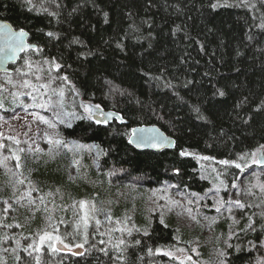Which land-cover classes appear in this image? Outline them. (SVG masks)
Wrapping results in <instances>:
<instances>
[{
    "label": "trees",
    "instance_id": "trees-1",
    "mask_svg": "<svg viewBox=\"0 0 264 264\" xmlns=\"http://www.w3.org/2000/svg\"><path fill=\"white\" fill-rule=\"evenodd\" d=\"M0 17L38 44L0 72V108L25 106L6 77L63 93L60 144L31 152L12 139L0 144L2 264H188L169 253L191 252L193 240L199 264H211L201 232L145 211L142 197L169 187L201 198L213 171L228 187L253 165L250 192L264 197V165L252 160L264 153V0H0ZM41 99L48 106L26 105L48 112L56 100L44 92ZM83 100L125 121L96 123ZM137 123L158 124L176 146L134 148L127 137ZM241 205L231 203L234 217L217 221L228 232L223 261L262 264L264 205ZM44 231L83 244L82 255L53 251L40 240Z\"/></svg>",
    "mask_w": 264,
    "mask_h": 264
},
{
    "label": "rangeland",
    "instance_id": "rangeland-1",
    "mask_svg": "<svg viewBox=\"0 0 264 264\" xmlns=\"http://www.w3.org/2000/svg\"><path fill=\"white\" fill-rule=\"evenodd\" d=\"M6 79L12 80L15 85V88L12 87L11 97L21 104H25V106L23 105V107H19L11 112H6L3 108H0V144L3 143L5 138L12 139L18 142V146L21 150L31 152L33 150H40L43 146L47 147L55 144L51 141H60L57 124L61 119L62 113L61 110H59V98L56 99L57 97H61L60 90H54L49 82L43 85L42 89L39 88L37 90L25 76L15 79L6 77ZM47 80L49 81V79ZM25 81L28 82L27 86H25ZM43 92L50 93L52 97L56 99L54 100L52 108L47 109L48 112H46L45 108H41L40 106H35L36 109L27 107V103L35 100L41 104L47 105L43 103L41 99ZM0 101H3V98ZM39 109H44V111H40ZM52 112L56 115L53 116ZM40 117H43L44 121L48 123L43 122ZM49 124H52L53 127H49ZM257 169V166L253 165V167L247 172H243L239 178L228 187L225 186L224 182L216 175L215 171H213L214 175H208L212 178V187L210 191L206 192V195L201 196V198H193L185 191H183V194L176 193L169 187H159L155 190H150L142 197L145 211L156 209L160 214L170 217V219L173 218L174 222L178 224L177 226L182 227V229L189 228L195 232H201V240L207 241L210 246L211 264H225L223 261L226 245L224 235L228 232L224 231L220 226L217 227V221L221 216H227V218L230 219L234 217L231 216L229 207L231 203H236V201H239L242 205L252 203L264 205V197L257 201L256 199L259 197H256L250 192L251 187L254 185ZM202 170L206 173L210 171L207 166H202ZM251 175L253 178L250 177ZM208 198L213 199L215 203L209 202L207 200ZM98 206L99 205L96 203L97 208ZM205 209L207 210L205 211ZM96 212L97 210L93 208L91 210L83 208L84 214L96 215ZM97 219L98 221L102 220L101 218ZM87 220L88 216H85L83 221ZM44 232L43 235L47 233L51 236H55L52 232ZM219 233L220 236L218 242H216L215 239H217L216 236H218ZM212 237L215 238L212 240ZM44 242H49L50 245H55L56 243L54 240L50 241L47 239ZM192 243L194 248L191 252L186 251L184 248H178L175 252L171 251L169 255L181 261H188V264H199V246L195 244V240H193ZM1 261L0 259V264H2ZM262 264H264V262Z\"/></svg>",
    "mask_w": 264,
    "mask_h": 264
},
{
    "label": "water",
    "instance_id": "water-1",
    "mask_svg": "<svg viewBox=\"0 0 264 264\" xmlns=\"http://www.w3.org/2000/svg\"><path fill=\"white\" fill-rule=\"evenodd\" d=\"M23 31V37L19 33ZM23 44V50H19L18 45ZM38 44L30 39V33L25 27H15L8 19L0 17V72L10 73L12 65L17 63L20 56L29 50H34ZM83 106L88 107L86 111L90 118L97 123L107 124L113 120L123 123L125 119L121 113L113 108H105L97 102L83 100ZM98 106V107H97ZM110 114V115H109ZM127 141L138 150L152 149L161 151L163 149H171L176 146V139L173 135L164 131L156 123H137L131 125ZM257 160H264L262 149L257 152ZM264 165V163H258ZM65 243L56 242L55 247L61 251H71L81 253L84 247L77 248L76 245H68Z\"/></svg>",
    "mask_w": 264,
    "mask_h": 264
},
{
    "label": "snow or ice",
    "instance_id": "snow-or-ice-1",
    "mask_svg": "<svg viewBox=\"0 0 264 264\" xmlns=\"http://www.w3.org/2000/svg\"><path fill=\"white\" fill-rule=\"evenodd\" d=\"M29 2H30V0H29ZM213 7H216V5H213ZM23 35H24V32L23 31H21L20 33H19V36L20 37H23ZM48 35L49 36H51L52 35V33H48ZM18 48H19V50H23V44H20V45H18L17 46ZM57 67H59V65H57ZM39 78V77H38ZM64 80H67V77H64L63 78ZM27 81H25V86H27ZM61 95L63 94L62 92L60 93ZM220 95H224V93L223 92H220ZM98 107V106H97ZM85 110L86 111H89V109H88V107L87 106H85ZM110 115V114H109ZM40 119L43 121V122H45V123H48L47 121H44V118L43 117H40ZM97 123H99V121H97ZM49 127H53V125L52 124H49ZM52 143H55V144H60V141L59 140H54V141H51ZM262 148H264V145H262L261 146ZM182 155H183V153H182ZM18 159V158H17ZM205 159H207V157H205ZM252 160H253V163H264V160H257V156H256V153H253L252 154ZM221 163H224V164H227V163H229L228 161H222ZM17 167H19V164H17ZM236 167H240V165H236ZM236 204L237 205H240V202L239 201H236ZM83 206H84V204H83V202H81V207L83 208ZM242 206V205H241ZM249 227H251V225H249ZM254 230V229H253ZM50 240V241H56V242H60V243H63V241H61V239H60V237L59 236H51L50 234H45V235H42L41 237H40V240H41V242H43V241H45V240ZM85 243H87V240H85ZM137 243H139V241H137ZM29 247H31V245L29 246ZM50 247L52 248V250L53 251H56V248H55V245L54 244H52V245H50ZM64 247L65 248H68V245L67 244H64ZM76 247L77 248H82L83 247V244H77L76 245ZM37 250H39V249H37ZM101 251H103V249H101ZM79 254H81L82 255V253H79Z\"/></svg>",
    "mask_w": 264,
    "mask_h": 264
}]
</instances>
